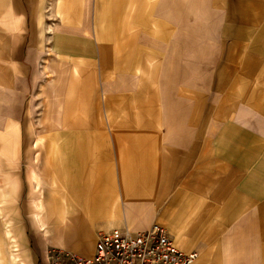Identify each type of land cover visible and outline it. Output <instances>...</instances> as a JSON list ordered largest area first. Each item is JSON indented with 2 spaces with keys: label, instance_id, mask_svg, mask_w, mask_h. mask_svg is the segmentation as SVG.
Here are the masks:
<instances>
[{
  "label": "crops",
  "instance_id": "obj_1",
  "mask_svg": "<svg viewBox=\"0 0 264 264\" xmlns=\"http://www.w3.org/2000/svg\"><path fill=\"white\" fill-rule=\"evenodd\" d=\"M210 6L218 19L212 26L216 47L196 102L188 93L185 119L177 108L163 113L155 102L144 113L154 116L153 123H141L131 136L124 124L112 128L98 119L110 103L99 93L88 41L65 33L43 39L38 50H49L29 118L35 136L52 143L46 164L57 176L46 177L39 163H30L28 174L33 189L41 178L43 187L56 190L59 220H68L66 206L90 211L88 224L75 221L72 227H129L125 196L139 212L146 188L149 211L140 209L142 219L132 215L133 229L164 227L178 248L197 253L196 264H264V0H210ZM138 40L134 52L161 51V41L145 27ZM103 46L109 52V44ZM143 99L163 97L154 91ZM2 169L0 187L12 184L15 174L7 163ZM7 203L0 193V211ZM30 203L42 213L37 222L43 226L47 203L35 194ZM94 247L81 252L90 255Z\"/></svg>",
  "mask_w": 264,
  "mask_h": 264
},
{
  "label": "rangeland",
  "instance_id": "obj_2",
  "mask_svg": "<svg viewBox=\"0 0 264 264\" xmlns=\"http://www.w3.org/2000/svg\"><path fill=\"white\" fill-rule=\"evenodd\" d=\"M74 1L0 0V144L8 139L14 143L13 148L6 142L0 149V165L7 163L15 173L12 184L0 187L1 195L11 201L0 211V264H57L61 253L83 255L81 251L95 245L99 231L108 230L70 226L75 221L88 224L90 211L79 207L69 210L66 206L68 220H59L56 190L49 185L43 187L45 180L41 178L39 185L32 188L30 163H39L48 178L57 176L46 164L52 143L35 136L29 118L43 77V58L49 50H38L43 39L51 41L54 34L65 33L82 37L84 43L88 41L97 64L92 69L99 78V93L110 103L98 119L112 128L124 124V134L130 136L137 134L141 123H153L154 116L144 113L155 102L161 103L163 113L177 108L179 119H185L182 113L189 104L186 97L192 92L196 102L195 94L201 92L212 63L217 39V29L212 26L218 19L210 0H91L89 12L87 0ZM49 25L54 29L50 30ZM143 27L161 41L160 52L153 53L150 47L144 54L131 50L138 47V34ZM11 29L20 30L21 36L10 34ZM106 43L111 47L109 52L102 47ZM154 91L161 92L163 99H143ZM111 93L116 98L109 100ZM4 171H0L1 179ZM128 183V191L133 192L134 183ZM146 190L139 203L143 211H149L150 206ZM34 194L47 203L48 218L43 226L37 222L42 213L34 211L30 203ZM130 197L125 196L130 200L127 228L144 231L149 226L132 228L133 216L140 219L142 215L140 209L132 210ZM8 216L13 221V237L9 235ZM9 254L12 260L8 259Z\"/></svg>",
  "mask_w": 264,
  "mask_h": 264
},
{
  "label": "built area",
  "instance_id": "obj_3",
  "mask_svg": "<svg viewBox=\"0 0 264 264\" xmlns=\"http://www.w3.org/2000/svg\"><path fill=\"white\" fill-rule=\"evenodd\" d=\"M197 253L176 246L167 230L153 224L144 231L114 227L101 232L90 255L65 251L57 264H196Z\"/></svg>",
  "mask_w": 264,
  "mask_h": 264
},
{
  "label": "bare ground",
  "instance_id": "obj_4",
  "mask_svg": "<svg viewBox=\"0 0 264 264\" xmlns=\"http://www.w3.org/2000/svg\"><path fill=\"white\" fill-rule=\"evenodd\" d=\"M3 259V258H2Z\"/></svg>",
  "mask_w": 264,
  "mask_h": 264
}]
</instances>
